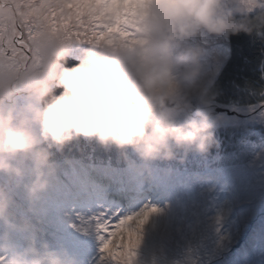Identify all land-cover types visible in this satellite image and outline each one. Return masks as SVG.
I'll return each instance as SVG.
<instances>
[{"label":"clouds","instance_id":"9594fccd","mask_svg":"<svg viewBox=\"0 0 264 264\" xmlns=\"http://www.w3.org/2000/svg\"><path fill=\"white\" fill-rule=\"evenodd\" d=\"M108 5L113 16L134 21L137 43L87 42L79 62L68 67L69 43L51 35L39 45L40 71L19 86L0 88V173L22 182L30 202L56 177L53 149L62 151L80 137L122 153L131 149L146 165L178 153H207L221 117L211 108L214 93L200 83L198 38L264 35V0H108ZM21 90L26 102L18 105L12 98ZM196 95L200 107L193 104ZM12 202L0 187L5 226L0 264H76L66 250L38 241L30 222L11 219ZM12 231L28 233L23 245L13 242Z\"/></svg>","mask_w":264,"mask_h":264},{"label":"rangeland","instance_id":"374dc122","mask_svg":"<svg viewBox=\"0 0 264 264\" xmlns=\"http://www.w3.org/2000/svg\"><path fill=\"white\" fill-rule=\"evenodd\" d=\"M198 40L199 79L207 89L228 58V36L203 33ZM88 46L72 41L66 57L79 60ZM12 99L23 104L26 93ZM193 104L201 106L199 95ZM211 108L221 120L205 154L178 153L146 165L131 149L122 153L80 137L53 149L56 177L31 202L22 182L0 173V187L13 199L10 218L30 222L38 241L66 250L76 264H114L101 259L95 218L117 219L147 205L158 211L140 229L133 264H264V104ZM27 236L11 232L18 245Z\"/></svg>","mask_w":264,"mask_h":264},{"label":"snow or ice","instance_id":"6c2138e0","mask_svg":"<svg viewBox=\"0 0 264 264\" xmlns=\"http://www.w3.org/2000/svg\"><path fill=\"white\" fill-rule=\"evenodd\" d=\"M106 5L108 0H0V88L19 86L40 71L39 45L51 35L66 43H137L134 21L120 13L113 16ZM17 13L23 16L19 21ZM157 211L145 205L117 219L96 217L101 259L133 264L140 229Z\"/></svg>","mask_w":264,"mask_h":264},{"label":"trees","instance_id":"16d2710c","mask_svg":"<svg viewBox=\"0 0 264 264\" xmlns=\"http://www.w3.org/2000/svg\"><path fill=\"white\" fill-rule=\"evenodd\" d=\"M229 55L207 88L212 102L253 106L264 104V35H228Z\"/></svg>","mask_w":264,"mask_h":264},{"label":"water","instance_id":"95a60500","mask_svg":"<svg viewBox=\"0 0 264 264\" xmlns=\"http://www.w3.org/2000/svg\"><path fill=\"white\" fill-rule=\"evenodd\" d=\"M78 62H79V60H76V59H73L70 57H66V66H68V67H72L73 65H76ZM60 91H62V89L57 88L55 90V94L58 95L60 93Z\"/></svg>","mask_w":264,"mask_h":264}]
</instances>
